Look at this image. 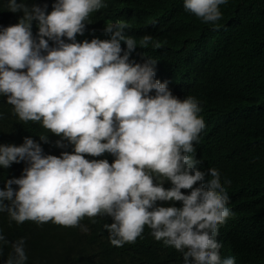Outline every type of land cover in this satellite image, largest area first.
<instances>
[{
    "label": "clouds",
    "instance_id": "clouds-1",
    "mask_svg": "<svg viewBox=\"0 0 264 264\" xmlns=\"http://www.w3.org/2000/svg\"><path fill=\"white\" fill-rule=\"evenodd\" d=\"M226 3L183 0V7L214 24ZM105 6L104 0H54L47 11V3L6 0L5 10L22 15L0 27V96L19 120L40 122L47 129L40 141L50 138V148L61 153L49 154L30 136L19 145L0 144V167L20 169L0 188V212L17 224L51 220L82 234L90 217L109 216L103 227L110 243H130L136 255L148 226L152 238L179 251L183 264H234L221 257L216 239L232 215L225 187L231 179L222 184L215 167H195L201 161L193 142L204 127L199 101L173 95L168 81L156 78V60L128 58L136 40L119 20L102 27L107 38L77 41L90 14ZM149 42L159 46L149 34L140 45ZM4 245L10 251L3 264H26L24 237L9 241L0 233V252Z\"/></svg>",
    "mask_w": 264,
    "mask_h": 264
},
{
    "label": "trees",
    "instance_id": "trees-1",
    "mask_svg": "<svg viewBox=\"0 0 264 264\" xmlns=\"http://www.w3.org/2000/svg\"><path fill=\"white\" fill-rule=\"evenodd\" d=\"M26 2L47 3L49 11L54 0ZM104 2L105 7L90 14L84 33L76 34L77 41L93 36L105 39L102 27L119 20L127 25L125 35L136 40L128 58L156 60V78L168 81L173 95L181 100L189 95L198 99L204 127L199 140L193 142L196 158L201 161L195 167H215L222 184L224 177L231 179L225 187L229 196L226 206L232 215L218 226L216 237L221 257H233L234 264H264V0H227L219 6L222 17L214 24L185 11L183 0ZM5 3L0 0V27L17 23L22 15L5 10ZM32 32L35 36V21ZM145 34L159 46L152 42L141 46ZM119 43L123 49V41ZM0 98V144L19 141L15 144L19 145L22 137L30 136L49 148V154L61 153L55 145L50 148V138L47 143L40 141L39 135L47 134L40 122L19 120L13 106L5 97ZM17 170L0 167V188L7 179L16 177L12 171ZM158 203L167 206L173 202ZM174 203L181 205L180 201ZM111 222V217L97 214L86 221L90 230L82 234L80 228L51 220L17 224L6 212H0V233L9 241L25 238L26 264H183V258L177 257L179 251L152 238L148 226L138 255L130 243L112 245L103 227ZM9 251L10 245H4L0 264Z\"/></svg>",
    "mask_w": 264,
    "mask_h": 264
}]
</instances>
